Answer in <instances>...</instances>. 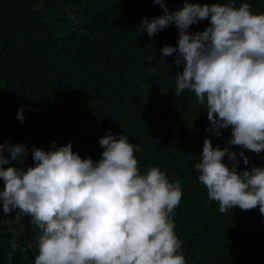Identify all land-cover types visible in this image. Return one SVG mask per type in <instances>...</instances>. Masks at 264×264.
Wrapping results in <instances>:
<instances>
[{
  "label": "trees",
  "instance_id": "16d2710c",
  "mask_svg": "<svg viewBox=\"0 0 264 264\" xmlns=\"http://www.w3.org/2000/svg\"><path fill=\"white\" fill-rule=\"evenodd\" d=\"M165 3L175 11L184 0ZM233 3H249L253 13H264V0ZM161 14L153 0H0V143L26 145L27 167L33 147L54 150L53 141L55 147L70 142L82 158L98 161L101 137L109 130L125 135L139 145L134 156L141 174L159 167L170 182L180 181L183 195L170 218L185 264H264L259 207L220 212L195 169L206 138L237 154L238 171L264 167V151L229 145L231 128L220 137L206 131V104H198L188 90L176 95L175 73L182 65L160 50L176 46L178 29L169 25L150 37L139 27L141 18ZM208 25L201 20L190 31ZM21 108L23 122L17 118ZM223 162L234 163L227 155ZM2 212L0 206V264H35L38 226L30 216Z\"/></svg>",
  "mask_w": 264,
  "mask_h": 264
},
{
  "label": "clouds",
  "instance_id": "9594fccd",
  "mask_svg": "<svg viewBox=\"0 0 264 264\" xmlns=\"http://www.w3.org/2000/svg\"><path fill=\"white\" fill-rule=\"evenodd\" d=\"M153 3L162 14L141 18L139 27L150 37L169 25L178 29L176 46L160 50L182 65L175 73L176 95L188 90L206 104V131L220 137L231 128L229 145L264 151V13H253L249 3L236 7L233 0H184L175 11L165 0ZM205 19L207 27L190 31ZM23 112L17 113L21 122ZM99 144L98 161L82 158L70 142L55 147L53 141L54 150L33 147V164L24 167L27 146L0 143L1 214L19 212L38 226L35 264H185L170 218L183 195L180 181L170 182L159 167L141 174L134 156L139 145L125 135L109 130ZM200 155L199 181L220 212L259 207L264 214V167L238 171L237 154L213 147L208 138ZM226 155L231 167L223 162ZM239 155L247 166L249 158Z\"/></svg>",
  "mask_w": 264,
  "mask_h": 264
},
{
  "label": "rangeland",
  "instance_id": "374dc122",
  "mask_svg": "<svg viewBox=\"0 0 264 264\" xmlns=\"http://www.w3.org/2000/svg\"><path fill=\"white\" fill-rule=\"evenodd\" d=\"M11 220H17L16 217L11 218Z\"/></svg>",
  "mask_w": 264,
  "mask_h": 264
},
{
  "label": "water",
  "instance_id": "95a60500",
  "mask_svg": "<svg viewBox=\"0 0 264 264\" xmlns=\"http://www.w3.org/2000/svg\"><path fill=\"white\" fill-rule=\"evenodd\" d=\"M13 213V212H12ZM4 214V213H3ZM34 248V247H33ZM35 249V248H34Z\"/></svg>",
  "mask_w": 264,
  "mask_h": 264
}]
</instances>
